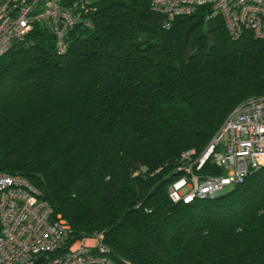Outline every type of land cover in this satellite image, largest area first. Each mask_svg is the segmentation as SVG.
Returning a JSON list of instances; mask_svg holds the SVG:
<instances>
[{"label":"trees","instance_id":"obj_1","mask_svg":"<svg viewBox=\"0 0 264 264\" xmlns=\"http://www.w3.org/2000/svg\"><path fill=\"white\" fill-rule=\"evenodd\" d=\"M66 50L36 24L0 55V170L28 177L69 242L102 232L119 264H264V163L218 196L169 184L228 112L264 95V38L208 4L168 28L150 0H92ZM200 177L223 170L212 155Z\"/></svg>","mask_w":264,"mask_h":264},{"label":"built area","instance_id":"obj_2","mask_svg":"<svg viewBox=\"0 0 264 264\" xmlns=\"http://www.w3.org/2000/svg\"><path fill=\"white\" fill-rule=\"evenodd\" d=\"M92 0H0V55L22 39L36 24L55 37V48L66 50L67 31L76 24L92 26ZM208 4L219 13L229 35L249 29L264 38V0H150V8L168 28L179 17ZM182 153L187 171L168 186L174 201L211 197L237 184L264 163V95L250 96L226 115L201 154ZM212 155L223 172L200 177L205 159ZM188 187L181 193L180 189ZM70 222L54 214L27 176L0 170V264H119L106 255L102 232L69 242Z\"/></svg>","mask_w":264,"mask_h":264},{"label":"rangeland","instance_id":"obj_3","mask_svg":"<svg viewBox=\"0 0 264 264\" xmlns=\"http://www.w3.org/2000/svg\"><path fill=\"white\" fill-rule=\"evenodd\" d=\"M231 186H232V185H226V186H225V190L229 189ZM186 191H188V187H187V186H184V187H182V188L180 189V192H181V193H184V192H186Z\"/></svg>","mask_w":264,"mask_h":264},{"label":"water","instance_id":"obj_4","mask_svg":"<svg viewBox=\"0 0 264 264\" xmlns=\"http://www.w3.org/2000/svg\"><path fill=\"white\" fill-rule=\"evenodd\" d=\"M224 191H219V192H217L214 196H218V195H220V194H222Z\"/></svg>","mask_w":264,"mask_h":264}]
</instances>
